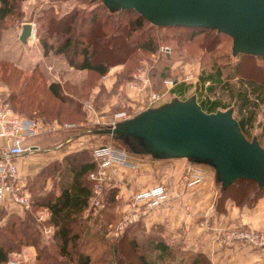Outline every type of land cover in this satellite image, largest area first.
<instances>
[{"label": "rangeland", "instance_id": "374dc122", "mask_svg": "<svg viewBox=\"0 0 264 264\" xmlns=\"http://www.w3.org/2000/svg\"><path fill=\"white\" fill-rule=\"evenodd\" d=\"M97 1L99 0H19L17 12L7 17L0 26V104L8 103L16 112L41 118L45 122L56 121L69 124L68 127L54 131H43L32 139L35 143L44 146L38 153L45 155L46 158L43 159L44 164L38 171L28 176V183L30 181L31 189L39 188L45 191L44 194L47 191L59 192L60 173L64 164L67 163L65 156L69 158V161L75 158L76 163L86 159L94 160L92 149L98 144H112L126 150V140L122 136L113 137L108 133L87 129L100 127L103 121L109 122L117 116L118 112L134 113L140 110L148 104L147 97L152 92L161 95L153 105L157 106L169 101L175 94L166 90V87L171 86L172 83L175 84L176 81H186L190 84L185 93L186 96L195 93L196 83L201 82V70L209 69L213 58L218 59L219 63L225 66L224 69L228 75L234 74V63L241 62L239 74L242 77L253 78L264 83V55H233L230 35L200 28L157 27L148 21H145L141 28L131 31L128 39L133 40V49V44L152 36L157 43V49L149 51L136 48L130 54L123 53L122 48H117L113 55L116 53L122 61L110 66L103 75L86 68L71 66L67 55L63 52L50 50L47 55L44 54L41 40L47 35L45 17L50 13L62 17L75 11H79L81 15L83 11L98 5ZM127 15H134V13ZM127 15L121 14L123 19L120 20H123V23L126 22ZM20 21H29L33 25L32 35L26 43L18 37L16 25ZM64 25L61 24V26ZM107 36L113 35L107 32ZM49 40L54 41V38ZM57 43L55 41V44ZM115 48L116 42L113 46V49ZM52 81L59 82L65 96L63 99L50 91L48 85ZM132 89L139 94L138 97L136 94H131ZM218 95L222 98L224 105L232 106V101L226 92H217L216 96ZM210 96L214 98L215 95ZM88 103H91V108ZM105 104H108L106 110L98 111L99 114L95 118L90 116L91 109L103 108ZM105 122L104 125H106ZM262 125H264V106L259 107L256 120L248 132L249 136L256 135L264 143ZM129 155L131 159H136L137 163L148 164V161H151L150 172L157 177L154 184L167 182L170 184L171 191L172 187L179 183L178 179L186 184L187 178L200 173L203 176L202 182L199 183L203 186V189L199 191L201 197L197 193L193 195V198L198 197L197 200L201 205L205 204L222 214L228 213L230 204L237 205L230 197L221 196V185L211 165L191 162L188 158H183L182 163L178 162L177 158L159 160L153 158L150 153L136 155L129 153ZM39 171L43 172L38 176ZM36 180L37 185L33 186ZM85 182L89 184L86 175ZM112 188H116L117 192L115 185L103 186L104 206L96 205L93 199L90 200L84 211L85 216L74 224L75 229L82 230V242L78 247L90 254L89 264H142L139 257L140 251L148 253L153 264H190L197 250L185 248L179 236L170 237L165 234L166 229H161L160 225L147 228L143 220L147 214L130 221L122 208L120 199L117 198L116 193L113 194ZM37 193L39 192L34 191L33 197ZM263 196L264 193L253 205L242 204L241 207L252 208ZM193 198L190 197V200ZM17 206L23 211L19 212L21 208L18 209ZM184 207L188 209L189 205L186 204ZM26 210L33 212L32 197L31 208L27 209L14 201L4 202L0 206V224H6L11 213L23 215ZM41 211L47 212L48 217L50 216V211L43 207L37 208L38 218ZM39 220L44 221V218ZM45 224L40 226L39 237L42 244H50L52 235H47L45 226L46 228L52 226L53 229L54 226ZM229 226L264 231V227L254 228L244 224H231L227 227ZM130 237H135L139 243L137 250L131 245ZM158 240L167 241L173 249L171 248L172 250L161 256L157 250L151 249V244ZM243 244L250 247H264L250 243ZM28 245L33 244H24L20 249L10 252L8 260L2 264H38L35 245H33L36 249L34 256L23 257L22 251Z\"/></svg>", "mask_w": 264, "mask_h": 264}, {"label": "trees", "instance_id": "16d2710c", "mask_svg": "<svg viewBox=\"0 0 264 264\" xmlns=\"http://www.w3.org/2000/svg\"><path fill=\"white\" fill-rule=\"evenodd\" d=\"M18 2L19 0H0V26L7 17L17 12ZM97 2L98 5L88 11H83L81 15L79 11L71 12L62 17H57L56 14L51 13L47 15L45 17L47 35L41 40L44 54L47 55L50 50L63 52L67 55L71 66L80 69L86 68L103 75L109 70L110 66L122 61H120L116 53L113 55L117 48H122L123 53L129 52L130 54L136 48L149 51L157 49V43L152 36L133 44V49V40L128 39L130 32L141 28L145 21H148L151 25H157L152 24L134 8L113 12L105 6L102 0ZM131 12L134 15L128 16L127 14ZM121 14L127 15L125 23L120 20L123 19ZM61 24L65 25L61 26ZM169 26L217 31L215 28L202 26L166 25L157 27ZM125 31H127V35H125ZM107 32H110L113 36L108 37ZM217 33L227 34L218 31ZM50 38H54V41H50ZM55 41L58 43L55 44ZM114 42H116L115 49H113ZM238 54L245 56L264 55ZM240 63H234V74L228 75L225 72V66L221 65L218 59L213 58L210 64L211 67L201 70V82L196 83L195 94L205 110L215 111L219 108H228L222 102V98L219 95L216 96L217 92H226L232 101L234 115L238 119L242 130L248 138H252L248 132H250L256 120L259 107L264 106V83L253 78L242 77L239 74ZM48 86L55 96L61 99L65 97L59 82L52 81ZM189 86L190 84L186 81H176L170 91L180 95V97L174 96L173 98L188 97L185 93ZM213 94L215 95L214 98L210 96ZM262 126V132L264 133V125ZM130 140L135 150L138 151L137 154L145 152L139 138L131 137ZM259 141L261 142V140ZM261 144L264 146V143L261 142ZM64 158L67 163L64 164L60 173L59 192L51 193L47 191L44 194L45 191L39 190V188L31 189L29 186L30 181L28 183L27 178L26 184L31 192L33 212L26 210L23 215L16 212L11 213L7 223L0 224V264L8 260L10 252L20 249L24 244H33L37 247L38 264L90 263V254L78 247L82 242V230L75 229L74 224L84 217V211L88 207L90 200L92 201L93 199L92 181L89 179V172L95 168L96 163L91 159L76 163L75 158H72L71 161H69L67 156ZM42 172L39 171L37 175L39 176ZM85 175L89 184L85 182ZM215 177L217 179L216 170ZM217 181L221 185V182ZM35 183H37V180L33 182V186L37 185ZM38 183L40 184V182ZM112 189H114L113 194H115L116 188ZM34 191L39 192L35 197H33ZM263 193L264 187L259 186L258 182L252 178H238L226 188L221 187V196L224 198L230 197L240 207L242 204L253 205ZM106 200H108V197H106ZM41 206L50 211V216L44 221H40L36 214L37 208H43ZM45 223L54 226L50 244H42L39 237L41 233L40 226ZM130 243L134 249H138L139 243L135 237H130ZM171 248L173 249L164 240H158L151 244V249L157 250L161 256L172 250ZM139 257L142 264H153L148 253L140 251ZM190 264H213V262L203 251H196L191 258Z\"/></svg>", "mask_w": 264, "mask_h": 264}, {"label": "water", "instance_id": "95a60500", "mask_svg": "<svg viewBox=\"0 0 264 264\" xmlns=\"http://www.w3.org/2000/svg\"><path fill=\"white\" fill-rule=\"evenodd\" d=\"M110 11L134 8L157 26L183 25L217 29L232 37V53L264 54V0H102ZM32 23L25 21L19 38L26 43ZM89 131L122 136L126 150L136 152L131 137L139 138L143 153L158 159L187 157L214 167L221 187L238 178H252L264 187V146L248 138L234 107L207 111L197 95L173 98L147 107L113 126Z\"/></svg>", "mask_w": 264, "mask_h": 264}, {"label": "crops", "instance_id": "0c3cea01", "mask_svg": "<svg viewBox=\"0 0 264 264\" xmlns=\"http://www.w3.org/2000/svg\"><path fill=\"white\" fill-rule=\"evenodd\" d=\"M23 23L24 22L20 21L16 25L18 27V37L21 33ZM173 85L174 83H172L171 86L167 85L166 90L170 91ZM131 94H136V97L139 96L134 89H132ZM174 96L180 97L178 94ZM173 97H171L170 100ZM107 106L108 104H105L103 108L91 109L89 111L90 116L95 118L96 115L99 114L98 111L106 110ZM3 142L4 139L0 138V144ZM31 142L35 146H38L39 150L21 155L17 160L19 176L24 183L27 182L29 175L38 171L40 166L44 164L43 159L46 158L45 155L42 156L38 153L44 146L35 143L32 139ZM129 153L136 155V153ZM175 158L178 159V162L182 163L183 158L187 157ZM131 160L136 162V167L120 166L110 182V185H115V187H117L116 196L120 199L122 208L125 212L130 208L134 193L147 186L153 185L157 180V177L150 172L151 161H148V164L139 162L138 164L136 159ZM202 180L188 187L184 181L182 183L181 180L178 179L179 183L172 187L170 191V198L160 206L150 210L147 215L143 217L147 228L160 225L161 229H166L165 234H168L170 237L179 236L185 248L206 253L213 264H264V247H250L240 242H223L217 233V229H222L231 224H244L254 228H263L264 196L261 197L258 204L252 208H244L232 203L229 206L228 213L222 214L220 212H215L205 204L201 205L200 201L197 200L198 197L193 198V195L199 193V191L203 189V186H201L202 184H199ZM199 194L201 197V193ZM190 197L193 199L190 200ZM186 204L189 205L188 209L184 207ZM17 208L20 209L21 207L17 206ZM22 211L23 209L21 208L19 212ZM48 215L47 212H44L43 218L45 219ZM46 226L45 231H47V235H53V227L49 226V229V227L46 228ZM35 252V247L33 245H28L24 247L22 254L24 258H31L34 256ZM19 255L21 256V253H19Z\"/></svg>", "mask_w": 264, "mask_h": 264}, {"label": "built area", "instance_id": "2783aa9c", "mask_svg": "<svg viewBox=\"0 0 264 264\" xmlns=\"http://www.w3.org/2000/svg\"><path fill=\"white\" fill-rule=\"evenodd\" d=\"M160 93L148 95V104L134 113L118 112L109 122L103 121L100 126H113L116 122L131 117L147 107H154V102L160 99ZM91 108V103H88ZM104 122L106 125H104ZM68 123L45 122L41 118L26 116L16 112L8 103L0 104V206L6 201L19 203L23 208H31V193L19 176L17 160L21 155L39 150L31 139L43 131H54L68 127ZM96 166L89 172L92 181L93 200L96 205L104 206L103 186L110 184L120 166L136 167V162L129 158V153L123 148L112 144H98L92 149ZM203 179L200 173H195L186 179V186H192ZM170 198V184L161 182L148 186L134 193L127 217L130 221L139 219L141 215L160 206ZM43 219L41 211L39 215ZM50 229V227H49ZM220 238L225 242L237 241L252 245L264 246V231H256L246 227L229 226L217 229Z\"/></svg>", "mask_w": 264, "mask_h": 264}]
</instances>
